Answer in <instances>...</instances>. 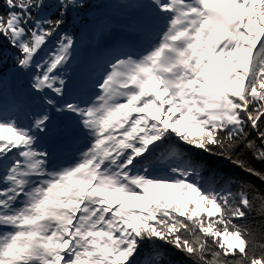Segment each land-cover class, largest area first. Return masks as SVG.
Returning a JSON list of instances; mask_svg holds the SVG:
<instances>
[{"label": "snow or ice", "instance_id": "1", "mask_svg": "<svg viewBox=\"0 0 264 264\" xmlns=\"http://www.w3.org/2000/svg\"><path fill=\"white\" fill-rule=\"evenodd\" d=\"M0 264H264V0H0Z\"/></svg>", "mask_w": 264, "mask_h": 264}]
</instances>
